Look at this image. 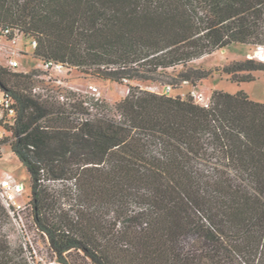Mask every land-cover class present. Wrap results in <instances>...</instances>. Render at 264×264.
Here are the masks:
<instances>
[{"label": "trees", "instance_id": "1", "mask_svg": "<svg viewBox=\"0 0 264 264\" xmlns=\"http://www.w3.org/2000/svg\"><path fill=\"white\" fill-rule=\"evenodd\" d=\"M16 12L0 22L25 24L36 56L118 82L195 83L210 71L160 69L234 42L264 45V0H22ZM219 70L246 82L264 63ZM35 75L0 65L17 107L10 148L57 262L75 249L93 264H264V103L214 89L203 105L132 85L112 106L63 102L33 93Z\"/></svg>", "mask_w": 264, "mask_h": 264}, {"label": "rangeland", "instance_id": "2", "mask_svg": "<svg viewBox=\"0 0 264 264\" xmlns=\"http://www.w3.org/2000/svg\"><path fill=\"white\" fill-rule=\"evenodd\" d=\"M22 0H0V16L7 15L12 19L18 16L16 9ZM53 8L56 2H52ZM67 7V6H66ZM42 15V10L40 11ZM50 13L55 12L51 9ZM9 25H15L25 30V24L21 21H5ZM1 27V25H0ZM22 40L24 47L31 38L37 37L31 32H26ZM38 42V40H37ZM40 58L35 55L25 54L19 56L20 66L15 71L33 72L35 71L32 86L37 91L45 93H55L60 101L68 102L71 94L86 100L87 103L98 102L99 104L107 103L112 106L116 101L124 97L128 92V86H137L141 89L162 93L167 86L160 81L150 80L146 76H136L132 80L124 79L122 82L101 77L99 72L93 68L85 71L82 67L71 65L72 69L67 74H58L66 85L59 84L51 79L43 78L39 75L44 73L40 66ZM253 59L264 63V45L251 44L243 42H234L228 46L215 49L214 51L196 57L188 61L185 66L177 65L172 69H160L161 75L173 74L182 70L190 71L200 69L210 71V74L202 80H196L195 83L189 82L186 85L171 87L170 95L191 93L196 102H208L209 97L214 89L223 90L229 93H235L239 90L245 91L252 99L264 100V70L252 71L256 73L253 81L246 83H237L230 80V75L221 72L219 69L235 61ZM140 72V71H139ZM142 73H146L141 70ZM255 76V75H254ZM57 77L52 76V79ZM95 87L96 90H93ZM13 136L0 140V174L2 171H9L14 174L23 188L25 206L20 211V220L23 226V235H19L14 241L0 236L8 246L0 252L3 259H10L14 264H60L56 261L55 253L51 250L46 236L40 232L33 221L30 204V185L31 179L26 167L12 152L10 141ZM9 217L0 205V227L3 222L8 221ZM1 229V228H0ZM68 264H93L80 250L71 249L65 253Z\"/></svg>", "mask_w": 264, "mask_h": 264}, {"label": "built area", "instance_id": "3", "mask_svg": "<svg viewBox=\"0 0 264 264\" xmlns=\"http://www.w3.org/2000/svg\"><path fill=\"white\" fill-rule=\"evenodd\" d=\"M25 31L15 25H3L0 27V65L10 70H17L20 66L19 56L30 54L33 55L37 47V40L31 38L27 42V47L22 43L25 38ZM40 66L44 73L41 77L51 79L59 84L66 83L58 77V74H67L71 69V65L57 61L51 58H40ZM27 73V71H24ZM52 76L57 77L52 79ZM96 90L95 87H92ZM171 87L167 86L162 92L168 94ZM33 93H42L37 91L35 87ZM209 102V101H208ZM208 102H200L207 105ZM17 107L14 97L0 87V140L12 136V127L16 122ZM0 205L9 217L8 221L3 222L0 229V236L14 241L19 235H23V226L20 220V211L25 206L23 188L13 173L2 171L0 174Z\"/></svg>", "mask_w": 264, "mask_h": 264}, {"label": "crops", "instance_id": "4", "mask_svg": "<svg viewBox=\"0 0 264 264\" xmlns=\"http://www.w3.org/2000/svg\"><path fill=\"white\" fill-rule=\"evenodd\" d=\"M254 75H255V78L257 77L256 76V73H254ZM255 80V79H254ZM251 81H253V80H251ZM246 82H249V81H246ZM246 82H239V83H246ZM247 94V93H246ZM248 95V94H247ZM248 97L251 99V100H253V101H256V102H261V103H264V100H260V99H258V100H254V99H252L249 95H248Z\"/></svg>", "mask_w": 264, "mask_h": 264}]
</instances>
